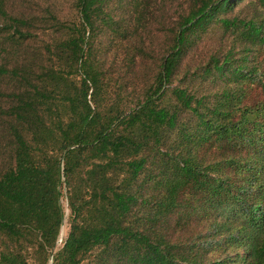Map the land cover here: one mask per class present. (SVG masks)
Listing matches in <instances>:
<instances>
[{
	"label": "trees",
	"instance_id": "1",
	"mask_svg": "<svg viewBox=\"0 0 264 264\" xmlns=\"http://www.w3.org/2000/svg\"><path fill=\"white\" fill-rule=\"evenodd\" d=\"M19 1L0 0V264H264V0L162 5L168 45L128 110L97 95L90 43L156 0H73L39 51ZM193 38L213 46L203 76L231 83L173 85Z\"/></svg>",
	"mask_w": 264,
	"mask_h": 264
},
{
	"label": "rangeland",
	"instance_id": "2",
	"mask_svg": "<svg viewBox=\"0 0 264 264\" xmlns=\"http://www.w3.org/2000/svg\"><path fill=\"white\" fill-rule=\"evenodd\" d=\"M111 1L114 3L113 0ZM168 2L169 0H156L153 13H145L144 18L139 21L140 24L135 20V13L130 14L126 8L120 7L121 9H119L117 7L115 9L113 12L115 30L109 28L100 30L96 40L90 43L93 52L91 59L97 63V66L101 65L104 71L100 78L97 95L100 97L109 95L115 99V104L121 109L128 110L149 88L156 74L155 65L160 61L157 53H164L168 45L160 10V7ZM174 3L176 2L174 1ZM116 4L118 5V0H115V7ZM18 6L26 15L32 13V17L28 21L33 25L31 30L34 31L35 36L32 38L35 40L30 45L36 51L43 48L48 41L67 37V31H69L67 27L78 17L73 0H20ZM54 16H56V20L53 18ZM57 20H62L66 27L54 24ZM46 23L52 26H44ZM218 30L220 29H206L200 35L203 37ZM221 34L228 36V33L223 30ZM193 40L180 58L182 63L180 74L173 79V85L180 81L187 82L191 76L194 83H203V87L209 86L213 89L223 87L226 82L231 83V80L228 79V81L219 82L211 76H203L199 69V63L202 59L209 58L213 46L208 45L209 42L205 40L201 42H198V39L193 38ZM141 45L144 46V49L143 54L139 55L137 46ZM84 47L88 48L85 45ZM51 59L56 58L52 57ZM91 59L89 61L92 66ZM129 66L132 67L130 71ZM187 68H189L187 74L183 75ZM196 72L197 76H195ZM80 73H82L80 70L78 72L69 71L65 83L73 81L75 84H79L82 78ZM62 204L65 216L60 229L58 246L61 245L69 229V209L65 198L62 200Z\"/></svg>",
	"mask_w": 264,
	"mask_h": 264
}]
</instances>
